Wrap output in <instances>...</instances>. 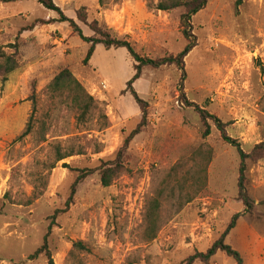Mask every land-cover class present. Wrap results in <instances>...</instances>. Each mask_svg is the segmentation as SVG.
<instances>
[{
	"label": "rangeland",
	"instance_id": "374dc122",
	"mask_svg": "<svg viewBox=\"0 0 264 264\" xmlns=\"http://www.w3.org/2000/svg\"><path fill=\"white\" fill-rule=\"evenodd\" d=\"M158 1L53 0L75 20L84 7L87 22L97 19L141 56L161 58L176 55L187 41L179 24L183 9L157 10ZM56 17L38 0H0V65L2 54L18 64L0 73V264H49L45 254L26 259L49 227L54 264H184L189 255L204 252L244 206L236 149L212 123L204 134L206 125L182 102V92L227 122V135L245 152L264 143V0H243L239 7L235 0H208L191 19L196 41L184 59L183 77L174 63L142 68L132 86L148 104L147 123L123 152L122 167L108 186L101 184L99 168L116 158L141 117L123 92L132 60L125 48L98 44L83 64L89 44L66 22L27 28ZM64 67L97 104L85 123H76L65 100L48 93L47 84ZM27 122L31 132L18 139ZM56 149L81 154L55 163ZM84 168L93 173L79 183L67 210L53 216L65 207ZM200 176L206 183L196 192ZM245 184L254 207L238 219L228 242L243 264H264V151L248 159ZM186 195L193 198L175 211ZM155 196L160 226L147 239L146 208ZM194 264L235 263L216 252Z\"/></svg>",
	"mask_w": 264,
	"mask_h": 264
},
{
	"label": "trees",
	"instance_id": "16d2710c",
	"mask_svg": "<svg viewBox=\"0 0 264 264\" xmlns=\"http://www.w3.org/2000/svg\"><path fill=\"white\" fill-rule=\"evenodd\" d=\"M8 2H14L17 0H6ZM38 2L46 9L53 11L57 14L56 18L48 19V20H35L30 25H28V29L32 30L37 23L40 24H51L54 22H66L70 27L71 31L76 34L83 42L88 43L89 47L86 51L85 57L83 59V64H86L93 55L95 50V46L101 44L105 49L111 48H125L128 52L129 57L132 60V68L133 75L126 82V87L123 92H128L133 98L134 102L138 106L141 117L140 121L136 125V127L131 130V132L125 137L123 145L117 152L116 158L111 163H106L104 166L99 168L100 172V181L103 186H108L111 183L113 177L116 176L119 169L122 167V157L123 152L127 149L130 141L141 132L142 128L147 123V107L148 104L145 100L140 98L137 92L134 90L132 84L140 77V73L143 67L150 66L152 68H159L168 64H175L176 67L182 72V77L184 76V59L189 53V51L193 48L196 36L192 32L191 27V19L192 17L202 10L206 5L208 0H160L155 5L157 10L161 11H170L176 8H182L183 12L180 15L179 24L181 26V34L187 41V45L176 55L164 56L161 58H150L146 56H141L138 54L131 43L124 38H118L114 36L110 30L104 25L101 24L97 19H93L91 22H87V15L84 7L78 9L76 11V20L86 25L89 30L92 32L91 36H86L83 34L81 28L79 27L77 21L73 18L67 17L63 11L57 6L53 0H38ZM243 0H235V7H239L242 4ZM2 57L5 58L4 63L0 65V73L4 76L15 68L18 67L17 62L8 57L5 54H2ZM48 93L52 98H61L65 100L64 102L67 104V107L70 111H73L75 114L76 123L81 124L88 121L89 117L94 111L98 110L97 104L95 103L93 97L89 95L83 86L77 81V79L73 76L69 68H62L47 84ZM182 102L189 107H192L194 111L198 114L200 120L206 125L207 129L205 131V135L209 134V124L212 123L214 127L220 133L222 140L231 145L236 149V152L239 157V167H238V180H237V188H238V197L241 200L244 210L241 212L234 213L224 229V231L220 234V236L212 242V244L204 251V252H195L189 255L184 264H194L195 261L207 262L210 257L216 254V252H222L226 256L232 258L235 264H243V258L240 252L232 247V245L228 242V238L232 230L235 228L238 219L243 216L244 213H249L252 211L254 207V201L251 199L247 193L246 184H245V172L247 161L253 155L258 157L259 154L264 151V143H259L254 146L250 153L245 152L242 149L241 142L227 135L226 128L228 123L223 121L221 118L217 117L209 113L206 109L200 107L194 102L188 101L184 93L182 92ZM34 111V108H33ZM42 126H40L41 128ZM31 124L27 122L24 131L19 135L18 139L28 135L31 132ZM47 128L42 130V137L45 138ZM101 149H95L94 153L99 152ZM257 152H259L257 154ZM74 154H81V151H74L70 149L69 151L61 152L59 149L55 151V163L72 156ZM175 168V167H174ZM93 173V169L84 168L78 170V175L76 179L72 182L70 187V193L68 198L65 201V207L63 209H56L54 211V215L56 216L59 213L65 212L69 205L72 203L73 197L77 191V187L81 181H83L87 176ZM205 179L197 177L194 181L193 186L200 191L205 186ZM193 197L191 195H186L182 202H178L175 207V211L179 210L184 202H189ZM264 205V201L261 202ZM160 207L159 197H153L146 208L145 220L148 225L147 229V239H153L155 233L160 225H158V210ZM50 229V227H49ZM44 235L41 246H39L33 253L27 256V260L36 259L40 254H45L48 258L49 264H54L50 251L48 249L47 237L48 232Z\"/></svg>",
	"mask_w": 264,
	"mask_h": 264
}]
</instances>
